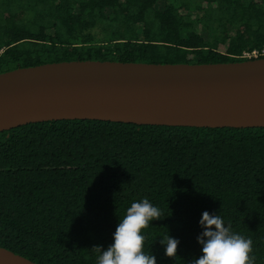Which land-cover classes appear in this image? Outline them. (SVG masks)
Wrapping results in <instances>:
<instances>
[{"label": "trees", "instance_id": "1", "mask_svg": "<svg viewBox=\"0 0 264 264\" xmlns=\"http://www.w3.org/2000/svg\"><path fill=\"white\" fill-rule=\"evenodd\" d=\"M161 5H163L161 7ZM264 0H0V72L77 59L229 62L264 56ZM147 198L156 264H191L204 211L264 264V127L66 119L0 132V246L39 264H97ZM179 241L165 255L164 234Z\"/></svg>", "mask_w": 264, "mask_h": 264}, {"label": "water", "instance_id": "2", "mask_svg": "<svg viewBox=\"0 0 264 264\" xmlns=\"http://www.w3.org/2000/svg\"><path fill=\"white\" fill-rule=\"evenodd\" d=\"M88 119L264 127V56L229 62L77 59L0 72V132ZM0 264H39L0 246Z\"/></svg>", "mask_w": 264, "mask_h": 264}, {"label": "clouds", "instance_id": "3", "mask_svg": "<svg viewBox=\"0 0 264 264\" xmlns=\"http://www.w3.org/2000/svg\"><path fill=\"white\" fill-rule=\"evenodd\" d=\"M165 214L153 206L147 198L133 202L123 218H119L113 234V243L107 249L94 246L99 253L97 264H156V257L144 251L145 237L142 231L153 220L162 219ZM199 224L203 231L197 236L202 246V255L191 264H254L252 240L230 231L218 214L202 213ZM166 245L165 255L175 258L179 241L168 232L160 239Z\"/></svg>", "mask_w": 264, "mask_h": 264}, {"label": "built area", "instance_id": "4", "mask_svg": "<svg viewBox=\"0 0 264 264\" xmlns=\"http://www.w3.org/2000/svg\"><path fill=\"white\" fill-rule=\"evenodd\" d=\"M264 54V48H263V52ZM260 54V52L258 50H253L252 52H245V56H248V57H255V56H258Z\"/></svg>", "mask_w": 264, "mask_h": 264}, {"label": "rangeland", "instance_id": "5", "mask_svg": "<svg viewBox=\"0 0 264 264\" xmlns=\"http://www.w3.org/2000/svg\"><path fill=\"white\" fill-rule=\"evenodd\" d=\"M163 5H161V7H162Z\"/></svg>", "mask_w": 264, "mask_h": 264}]
</instances>
